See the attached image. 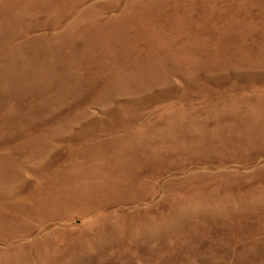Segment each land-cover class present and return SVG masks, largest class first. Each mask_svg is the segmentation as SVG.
<instances>
[{
	"label": "rangeland",
	"instance_id": "374dc122",
	"mask_svg": "<svg viewBox=\"0 0 264 264\" xmlns=\"http://www.w3.org/2000/svg\"><path fill=\"white\" fill-rule=\"evenodd\" d=\"M0 264H264V0H0Z\"/></svg>",
	"mask_w": 264,
	"mask_h": 264
}]
</instances>
